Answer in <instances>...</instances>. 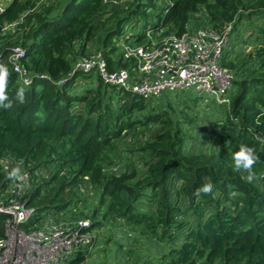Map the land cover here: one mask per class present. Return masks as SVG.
Wrapping results in <instances>:
<instances>
[{"label":"trees","instance_id":"16d2710c","mask_svg":"<svg viewBox=\"0 0 264 264\" xmlns=\"http://www.w3.org/2000/svg\"><path fill=\"white\" fill-rule=\"evenodd\" d=\"M120 3L12 0L0 16V65L9 73L6 103L12 105L0 107V192L11 181L1 162L10 158L8 171L19 168L32 176L25 200L36 214L26 225L38 223L43 211L76 208L83 200L76 189L87 183L100 193L81 213L90 218L87 229H105L106 236L109 230L108 243L116 230L124 233L131 240L129 262L135 260L136 242L143 243L147 258L141 263L139 257L135 264H264V0H170L163 8L153 0ZM203 10L215 28L240 16L249 20L250 31L247 44L239 38L237 51L223 63L235 73L232 99L229 106L206 113L214 114V130L205 151L193 146L187 151L193 137L182 124L192 120H178L169 106L181 100L194 109L195 100H183L190 95L164 94L147 101L102 79L83 93H73L77 79L88 76L79 71L66 77L92 45L108 61L109 72L126 67L114 41L132 17L152 14L145 28H165L166 34L181 36ZM12 24L16 32L5 30ZM16 46L25 49L23 63L34 76L31 87L21 85L13 72L9 55ZM62 79L66 81L58 86ZM20 88L25 90L23 103L16 98ZM133 138L141 139L138 146H122ZM242 144L257 157L251 180L248 172L234 170L230 158ZM125 152L139 158L126 162L124 173H116ZM41 169L51 175L38 183L35 172ZM205 183L212 191L198 197L196 191ZM5 223L0 214V240ZM82 258L80 254L75 262Z\"/></svg>","mask_w":264,"mask_h":264},{"label":"built area","instance_id":"2783aa9c","mask_svg":"<svg viewBox=\"0 0 264 264\" xmlns=\"http://www.w3.org/2000/svg\"><path fill=\"white\" fill-rule=\"evenodd\" d=\"M111 1L117 4L126 2ZM41 2L52 5L57 0ZM153 2L158 8L170 4V0ZM10 3L0 0V16ZM253 19L257 23V18ZM148 21L146 18L132 17L124 25L120 37L114 41L120 60L126 64L125 68L109 72L108 61L101 52L94 55L86 52L76 59L72 72L66 78H73L79 71L88 78L77 79L73 93H83L102 79L119 91L132 92L147 101L159 99L164 94L183 93L210 98L212 101L204 104L206 111L209 107L229 106L235 73L223 63L230 52L237 51L236 44L242 33L247 32L249 20L238 16L235 22L215 28L208 13L203 10L193 16L181 36L166 34L165 28L157 31L145 28ZM155 21L156 18L152 19V22ZM9 27L16 25H7L5 30L9 31ZM24 55L25 49L16 46L9 55V61L19 83L31 87L34 76L23 63ZM41 78L48 76L41 75ZM65 79L59 81L58 86H62ZM192 146L188 145L187 151H191ZM9 159L1 162L5 170L12 166ZM39 171L35 172L38 177ZM21 174V180H11L0 192V214L6 216L5 236L0 240V264H102L97 259L90 260V255L100 247L103 233L101 236L98 230L87 229L90 219L79 216L85 209L80 212H76L75 207L60 212L43 211L38 223L26 225L36 214V208L29 206L25 200L32 187V176L23 169ZM117 233L122 234L119 230ZM122 239L125 241L123 236ZM80 254L83 258L75 262ZM118 261L111 259L106 264Z\"/></svg>","mask_w":264,"mask_h":264},{"label":"rangeland","instance_id":"374dc122","mask_svg":"<svg viewBox=\"0 0 264 264\" xmlns=\"http://www.w3.org/2000/svg\"><path fill=\"white\" fill-rule=\"evenodd\" d=\"M12 0H4V2L10 3ZM144 18H146V20H148V14L147 16H143L142 20H144ZM9 29H12L13 32L17 31V27H9ZM250 32V31H249ZM249 32H244L242 33V35L240 36V38H243V43L246 45V41L245 38L248 37ZM240 32H238L239 34ZM245 45L242 47L241 45V52L245 51L244 47ZM78 46L75 47V50L77 49ZM91 55L97 54V46L92 45L91 46ZM198 96L196 95H191L189 97H183V100L186 98H190L193 99L195 101H191L192 103V107L196 104V106L194 107V109H187L185 107V101H181V100H175L173 102H171L172 104L169 105L170 107H172L173 110V115L175 118H177L180 121H184V120H192V122H184L182 124L183 126V130H185L187 133H189L193 139L191 140L193 142V148L194 150H201V151H205L206 149H208V146L205 144V142L210 138L209 134L212 133V131L214 130V127H212V121L210 120L211 117H213V112L210 113V116H206L207 111L210 112L211 107H209V109L206 111L204 109V104L205 102H211L212 100L210 98H201L202 101H197ZM168 100V99H167ZM169 101V100H168ZM202 102V104H201ZM141 139L139 138H133V140L128 139L125 140L122 143V146H125V148H128V146L130 147V143H131V147L132 146H138V142ZM195 143V144H194ZM211 148V147H210ZM128 150V149H126ZM209 153V150H208ZM122 160L119 161V164H117V166L115 167L114 171L116 173H124L125 171V163L126 162H130L131 160L133 162H135L136 158H139V155L135 154L134 156H132V154H128L127 152L123 153L122 155ZM140 168L141 172H144V164L143 162H140ZM55 167V165H53ZM52 166V167H53ZM50 173L49 170H44L41 169L39 171V176H40V180L38 181V183H42L43 180H48L50 178ZM32 189V187H31ZM77 194L81 193V197L84 200H81L82 203H80L81 205H77V207L75 209H77L76 212H80L82 209L87 210L89 207H91L95 201H98L99 199V191L94 188L91 187L90 184L84 183L81 187L76 189ZM79 197V195H78ZM81 218V214L79 215ZM90 219V218H89ZM124 229V228H123ZM99 231L100 235L102 236V233L105 234L106 236V231L105 229H96ZM99 235V237H100ZM107 235H110V232L108 230ZM108 236H106L105 240H103L101 242V245H99V249H97L93 254L90 255L91 257V261H94V259H97V261L99 263L102 264H106L109 260L111 259H119L118 262H116L117 264H135V260L139 258V256L143 257L142 255H144V252L142 253V249H145V246L143 245V243H136L134 240L133 242L134 245L136 246L135 251L132 253V257L135 258V260L132 261H128L127 259V253L128 250L130 248L131 245H128V247L125 249L124 247H119V245L116 243V241L112 240L111 242L108 243ZM118 237H122V235H118ZM129 239V238H128ZM131 242V241H130ZM129 242V243H130ZM98 245V243H97ZM127 259V260H126ZM140 259V258H139ZM139 262H144V259H140ZM115 263V264H116Z\"/></svg>","mask_w":264,"mask_h":264},{"label":"clouds","instance_id":"9594fccd","mask_svg":"<svg viewBox=\"0 0 264 264\" xmlns=\"http://www.w3.org/2000/svg\"><path fill=\"white\" fill-rule=\"evenodd\" d=\"M9 73L5 66L0 65V107L10 108L11 103H6L9 100L7 95V85H8ZM17 100L23 103L25 100V90L20 88L17 91ZM230 158L233 161L235 171H246L249 173L248 179L251 180V170L257 162V157L255 156L254 149L246 145H241L239 150L230 153ZM6 171L7 179L16 181L23 178L21 170L19 168H13L11 171ZM212 191V185L210 183H205L201 188L197 189L196 195L199 197L201 194H209Z\"/></svg>","mask_w":264,"mask_h":264},{"label":"crops","instance_id":"0c3cea01","mask_svg":"<svg viewBox=\"0 0 264 264\" xmlns=\"http://www.w3.org/2000/svg\"><path fill=\"white\" fill-rule=\"evenodd\" d=\"M119 231H120V230H119ZM113 235H114V236H113V241H114V240H117L118 243H122V244L124 245V248H125V249L128 247V245H131V244L129 243L131 240L128 239V237H127L124 233H122L121 235L125 238V241H123L122 237H118V233H117V231H115V234H113ZM105 238H106V236H105V234L103 233V238H102L101 242H102L103 240H105ZM100 245H101V244H100ZM130 248H131V246H130ZM141 251H142V250H141ZM142 256H143V257L139 256L140 259H146V258H147V256H146V258H145V254L142 255Z\"/></svg>","mask_w":264,"mask_h":264}]
</instances>
